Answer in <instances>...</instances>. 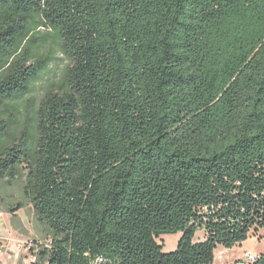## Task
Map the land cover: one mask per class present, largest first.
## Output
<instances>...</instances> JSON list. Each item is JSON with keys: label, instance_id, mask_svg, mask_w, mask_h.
<instances>
[{"label": "trees", "instance_id": "obj_1", "mask_svg": "<svg viewBox=\"0 0 264 264\" xmlns=\"http://www.w3.org/2000/svg\"><path fill=\"white\" fill-rule=\"evenodd\" d=\"M21 173L50 236L31 264H214L257 235L264 0H0V181Z\"/></svg>", "mask_w": 264, "mask_h": 264}, {"label": "rangeland", "instance_id": "obj_2", "mask_svg": "<svg viewBox=\"0 0 264 264\" xmlns=\"http://www.w3.org/2000/svg\"><path fill=\"white\" fill-rule=\"evenodd\" d=\"M67 64L68 60L60 53H57L55 60L49 67V72L45 74L44 80L36 83L33 91L20 99L21 113L18 118L19 132L17 133L19 137L33 123V121L28 119L33 116L32 105L40 102L47 89L60 80ZM25 182L26 174L24 173H21L13 181L8 179L0 181V215L2 216V221L4 222L5 220L8 225L6 228L10 227L12 229V235L9 234L6 237L8 238L6 239L8 242L7 246L0 247V264H31L36 261L40 246H48L50 243L48 230L38 222L34 208L25 196ZM19 204L24 206L23 209L18 215H11L10 211ZM1 230H4V228ZM180 237L181 233L166 235L160 238L158 242L165 244V252H170L176 249ZM204 238L205 233L199 232L196 240L200 241ZM242 245V247H235L232 250L219 247L215 252L214 264H225L227 256L234 258L247 250L254 255L260 252L264 253V230L257 235L252 234L251 238Z\"/></svg>", "mask_w": 264, "mask_h": 264}, {"label": "crops", "instance_id": "obj_3", "mask_svg": "<svg viewBox=\"0 0 264 264\" xmlns=\"http://www.w3.org/2000/svg\"><path fill=\"white\" fill-rule=\"evenodd\" d=\"M22 210V209H21ZM20 210V211H21ZM20 211H18V212H16L14 215H18L19 214V212ZM12 215V214H11ZM8 225L6 224V222H5V220H4V222L2 221V216L0 215V237H2V238H0V247H3V246H7V244H8V242H7V240L6 239H8V238H6L7 237V235H9V234H11L12 235V229L9 227L8 229L6 228ZM2 228H4V230H1ZM5 231H7L6 233H5ZM10 246H12V245H10ZM243 245H240V246H238V247H242ZM246 252H250V251H246ZM246 252L244 253H242V254H239V255H237V256H235L234 258L232 257V256H230V257H226V263L225 264H233L232 262H234V261H239V260H243V259H245V254H246ZM252 253V252H251ZM264 253L263 252H260V253H255V255L256 256H261V255H263Z\"/></svg>", "mask_w": 264, "mask_h": 264}, {"label": "built area", "instance_id": "obj_4", "mask_svg": "<svg viewBox=\"0 0 264 264\" xmlns=\"http://www.w3.org/2000/svg\"><path fill=\"white\" fill-rule=\"evenodd\" d=\"M256 255H254L253 253L251 252H246L245 254V259H243V263H238V264H248V263H251L253 262L255 259H256Z\"/></svg>", "mask_w": 264, "mask_h": 264}, {"label": "bare ground", "instance_id": "obj_5", "mask_svg": "<svg viewBox=\"0 0 264 264\" xmlns=\"http://www.w3.org/2000/svg\"><path fill=\"white\" fill-rule=\"evenodd\" d=\"M178 242H179V240H178ZM177 247V246H176Z\"/></svg>", "mask_w": 264, "mask_h": 264}]
</instances>
